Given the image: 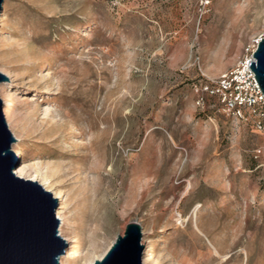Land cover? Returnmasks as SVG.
Masks as SVG:
<instances>
[{"label": "rangeland", "instance_id": "1", "mask_svg": "<svg viewBox=\"0 0 264 264\" xmlns=\"http://www.w3.org/2000/svg\"><path fill=\"white\" fill-rule=\"evenodd\" d=\"M262 38L264 0H5L3 112L20 164L56 172L60 264L98 260L131 223L143 264H264V133L205 91ZM102 202L109 229L83 231Z\"/></svg>", "mask_w": 264, "mask_h": 264}, {"label": "water", "instance_id": "2", "mask_svg": "<svg viewBox=\"0 0 264 264\" xmlns=\"http://www.w3.org/2000/svg\"><path fill=\"white\" fill-rule=\"evenodd\" d=\"M5 0H0V14ZM264 94V38L250 64ZM0 73V84L8 82ZM17 140L8 128L0 99V264H60L68 247L59 234L60 202L38 182L18 177L20 161L12 150ZM142 227L127 226L111 248L93 264H143Z\"/></svg>", "mask_w": 264, "mask_h": 264}, {"label": "built area", "instance_id": "3", "mask_svg": "<svg viewBox=\"0 0 264 264\" xmlns=\"http://www.w3.org/2000/svg\"><path fill=\"white\" fill-rule=\"evenodd\" d=\"M251 62L253 54L222 75L216 85L206 86L205 91L218 96L225 111L264 133V94Z\"/></svg>", "mask_w": 264, "mask_h": 264}, {"label": "bare ground", "instance_id": "4", "mask_svg": "<svg viewBox=\"0 0 264 264\" xmlns=\"http://www.w3.org/2000/svg\"><path fill=\"white\" fill-rule=\"evenodd\" d=\"M92 89H94V86L92 87ZM0 91H1V93H0V96H1V99H2V101H5L6 99H5V97H6V91H5V88L4 87H0ZM65 92V90L64 89H62V92H61V94L63 95V93ZM91 93H92V90L90 91ZM77 91L76 90H74L73 91V97L72 98H74V99H77ZM76 96V97H75ZM72 112V115L74 116V115H76V118H75V120H77V118L79 117V115H77L76 113H75V111H71ZM32 113H34L33 114V117H35L36 116V114H37V110H35V111H33ZM31 117V116H30ZM32 118V117H31ZM36 118V117H35ZM12 119V118H11ZM105 119L106 120H108L107 119V117H105ZM33 120H35V119H33ZM15 121H17V120H15ZM20 120H18V122H19ZM109 121V120H108ZM18 122H16V125L13 123L12 125L14 126V130H15V128H18V130H19V132H18V130H17V133H16V135L18 136V135H20L21 137H23V136H25L26 134H27V132H26V129H25V127L24 126H22L20 123H18ZM48 123V122H47ZM96 123L97 122H95V123H92V126L93 127H95L96 126ZM8 126H10L11 127V123L9 122V120H8ZM49 130V129H48ZM53 130V129H52ZM103 133H102V135L99 137L100 139H101V142L102 143H105V142H109V139H110V136H109V129H107V128H103ZM50 131V130H49ZM53 134H55L54 133V130L53 131H51ZM42 135H43V137L44 136H46V131L45 132H43L42 133ZM55 141V140H54ZM93 144H94V142H93ZM16 154H18V152H17V150L16 149H14L13 150ZM57 153V152H56ZM90 153H92V154H94L93 153V150L90 152ZM109 153H110V151L109 150H107L106 151V153H104V154H102V156H104L103 157V161L104 160H108V156H109ZM70 154H68V153H63V152H60V153H58V156H59V158L61 157V158H64V157H66V156H69ZM19 157V156H18ZM80 157V156H79ZM90 156H88V155H84V156H82L81 157V160L83 161V160H86V159H88ZM20 158V157H19ZM21 159V158H20ZM53 171V170H52ZM55 171V170H54ZM52 172L51 173V171H50V174H48V173H45V175H41V178H40V176H39V174H38V172H36V173H33V170L31 171V169H30V167L29 166H25V165H23L22 163L20 164V166H19V169L15 172V174L18 176V177H20V178H23V179H26V180H31V181H34V182H38V183H40L42 186H43V188H45V190L46 191H48V192H50V193H52V194H54L57 198H60V196H57V193H53V189H50V187H52L53 186V184L50 182V178H52L51 176L52 175H54V174H56V172ZM58 172V171H57ZM62 195V194H61ZM63 200V199H62ZM109 205L110 204H108V203H105V202H102L101 203V208H98V209H94L93 208V206L92 207H85L84 209H83V211H82V214H81V221H82V224H83V226H82V230L83 231H85L87 228V226L89 225V224H94V223H98L100 220H105L106 221V223L108 224L107 225V228L109 229V221H110V218H111V214L109 213V211H108V207H109ZM66 208H67V206H66V203L64 202L63 204H62V209H61V211L58 213V218H59V220H60V224H59V234H60V236L66 241V242H68V243H70L71 242V236H70V234H68V233H66L65 231H64V221H65V210H66ZM102 209L105 211V213L104 212H102ZM106 218H107V220H106ZM106 234L105 235H98V237L95 239V245H96V247H100V245L98 244V240H99V238H102L103 240L106 238ZM123 237H124V235H122ZM106 250V249H105ZM105 254H106V251L104 252V251H102L101 253H99L97 256H96V259H98V260H102V258L105 256ZM95 262V260L92 262V263H94ZM91 263V264H92ZM144 264H147L146 262H144Z\"/></svg>", "mask_w": 264, "mask_h": 264}]
</instances>
